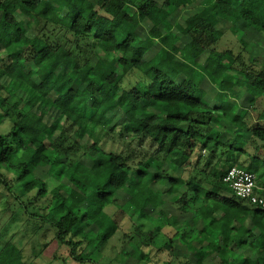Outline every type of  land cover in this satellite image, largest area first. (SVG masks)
Here are the masks:
<instances>
[{
    "label": "clouds",
    "instance_id": "9594fccd",
    "mask_svg": "<svg viewBox=\"0 0 264 264\" xmlns=\"http://www.w3.org/2000/svg\"><path fill=\"white\" fill-rule=\"evenodd\" d=\"M142 4L149 6L143 13ZM252 6L251 0H232L226 11L216 6V0H0V64L13 66L11 75L0 67V137L24 125L27 141L34 138L39 143L42 139L56 150L58 158L66 157L68 165H79V184L75 180L69 183L52 179L56 175L52 167L44 170L39 179L48 185L51 196L71 199L80 213L88 212L91 222L85 223H96L108 190L114 192L108 206L126 209L129 199L125 190L142 187L146 173L151 176L161 172V178L151 185L156 195L143 206L154 223L133 219L139 231H129V239L136 246L150 245L154 249L166 244L167 238L155 229L173 219L177 229L190 234L197 227L198 209L208 203L204 194L216 200L230 199L250 209L257 203L264 208V176L242 183L245 169L253 164L252 156L259 153L264 160V131L254 132V121L244 117L246 112L264 109V32L248 27ZM8 12L12 13L11 21L5 20ZM241 35L243 43L234 46L230 38L239 39ZM45 40L55 46L49 61L51 83L45 80L47 86L34 90L33 86L40 85L44 78L32 59L33 49ZM10 49L21 55L10 54ZM18 76L24 77L26 88L12 86L21 83ZM161 78L165 84L174 82V91L189 103L238 115L237 124L224 130L229 136L215 138L232 144L234 149L245 150L246 155H233L226 146L215 150L209 147L201 154L197 145V151L188 156L183 142L169 152L173 145L163 137V150L157 152L161 143L157 140L152 144L153 134L159 131L155 125L164 120L137 117L135 109L155 111L144 101L151 98ZM90 84L93 88L101 87L102 94H97L102 102L100 108L89 104ZM69 85L81 91L80 99L72 107L65 103L68 97L62 95ZM45 95L56 103L41 108ZM86 106L89 112L84 111ZM91 112H97L94 119L101 126L96 128L95 136H81L80 121L88 119ZM142 137H146L145 146L138 147ZM110 153L113 158L105 161L104 166L115 174V166L123 164V186L113 188L97 179L96 187L88 190L86 177L99 178L98 157L102 160ZM153 160L162 161V167H152ZM227 161L239 164L230 165ZM140 168L145 171H138ZM32 196L35 190L21 199L27 203ZM28 211L36 209L25 210L17 202L10 205L6 200L0 201V214L6 213L0 218V264H46L56 254L57 247L49 243L45 233L49 225L37 217L30 219ZM141 224L145 227L140 228ZM236 227L239 228L238 223ZM96 232L99 233L98 226ZM172 239L174 243L166 249L167 260L171 264H190L193 252L186 243L187 236L184 240L175 236ZM244 239L247 246L242 247L239 237H234L226 225L218 250L210 248L202 264H218L221 253L230 250L242 258L239 264H246L243 258H253L254 251V259L264 262V229L253 227ZM63 240L68 242L64 245L68 248L82 240V236L73 235L69 229L63 233ZM86 243L77 245L78 254ZM127 243L126 240L125 246ZM196 248L200 250L198 245ZM93 259L96 264H116L115 258L105 253ZM229 264H237L234 257Z\"/></svg>",
    "mask_w": 264,
    "mask_h": 264
},
{
    "label": "trees",
    "instance_id": "16d2710c",
    "mask_svg": "<svg viewBox=\"0 0 264 264\" xmlns=\"http://www.w3.org/2000/svg\"><path fill=\"white\" fill-rule=\"evenodd\" d=\"M216 6L219 7L221 11H226L231 8L232 0H216ZM148 7L147 4H142L140 6L141 12L143 13ZM251 13L252 15L248 17L250 21L248 26L264 30V27H260L257 22V18L262 12L253 5ZM126 15L127 14H125V16ZM11 19L12 13H5V20L11 21ZM17 31L19 32L20 29L18 28ZM224 31L221 30V34H223ZM9 51L10 54L17 56L21 55L20 53L12 51V49ZM45 51L51 53V60L54 56L55 46L45 40L38 43L33 49L35 55L32 59H34L39 65L40 72L44 78L41 80L40 85L33 86L34 90L39 87L47 86L45 85V80H48V83H51V80L48 78L52 76V66L42 56ZM0 67H3L4 72L9 75L13 72V66L10 63L6 66L0 64ZM30 73L31 70H29V74ZM17 79H19L21 83L19 85L13 84L12 86H19L22 89L27 87L24 83L23 76H18ZM89 79L91 80L92 77L89 76ZM161 86H163V90H161ZM89 88L92 90V99L89 101V104L95 108H100L102 102L99 100L97 94H102L101 87L93 88L90 84ZM175 89L176 85L174 82L171 84H165L162 78L158 79L156 90L153 92L151 98L144 101L150 107L154 108L155 111L148 112L147 109H135V115L137 117L143 115L147 120H164V123L155 125L159 131L153 134L152 144H155L157 140L161 143V148H158L157 152L163 150V139H161V137H163L173 145V147L168 149L169 152L174 150L175 144L183 142L186 145L185 155L188 156H191L193 152L197 151V145H199V151L201 154L202 151L209 147L215 150L218 147L222 148L226 146L233 152V155L240 154L241 158H243V155H246L245 150L240 148L234 149L232 144L226 142L221 143L220 140L215 138L219 136H229V132L224 130L237 124L235 117H238V115H234L231 112H226L223 109L216 107L209 109L202 107L199 104L189 103L183 99L178 92L174 91ZM70 93L71 96H69ZM62 95L68 97V100L65 101V103L68 104V107H72L73 103L80 99L81 91L77 86L69 85L64 89ZM52 103H56V101H49L45 95L41 100V108L46 106L50 107ZM84 111L89 112L90 110L86 106ZM190 113H196V115L190 116ZM5 115H7V113H5ZM248 115V112L244 113L245 118ZM96 116L97 112H91L88 119L80 121V126L83 128V132L80 133L81 136L93 137L96 135V128L101 126L100 122L94 119ZM262 122L264 123V110L258 114L257 123L252 125V130L257 134L264 131V124H260ZM73 123H76V121L74 120ZM2 126L3 121H0V129H2ZM144 126L147 127V125ZM109 131H112V128H109ZM25 136L26 126L21 125L18 128H15L14 131L8 132L6 136L0 137V190L5 191L7 203L10 204V200H13V202L19 203L20 207L25 210L35 208L36 211H28L27 214L30 218L37 217L44 223L52 225V227L56 229L55 241L58 245L64 247L65 243H68L63 240V233L67 232L69 229L73 231V235H81L82 240L77 241L76 244L68 247L69 257L74 263L88 264L89 261H92V264H96L93 256L98 250H102L103 247L105 248L111 240L119 234L120 231L117 229H121L120 220L127 218L132 223V229L137 232L139 231V229L135 228L133 219L136 217L143 218V212L140 214L138 212V207L142 206L144 211H147L143 206L151 197L156 195L152 192L151 185L153 180L161 178V172H155L151 176H148L146 173L145 178L142 181V187L126 189L124 195L129 199V206L126 209L121 206H112L116 208V213L113 214L108 211V209L111 208L108 206V202L111 201L114 192L108 190L107 200L96 223H85L86 220L91 222V217L88 212L85 211L80 213L78 208L72 206L71 199L65 200L61 197L51 196L50 202L48 185L41 182L39 179V177L43 175L44 170L52 167L56 170V175L53 176L52 179L59 178L60 181H67L69 183L75 180V182L79 184L80 180L76 178V169L79 165L76 163L68 165L66 157L58 158L56 150L51 149L49 145L42 141V139L39 143H36L34 138L31 141H27ZM9 137L12 139L9 140ZM145 139L146 137L141 138L138 147L145 146ZM33 143H36L35 148L32 147ZM147 146L150 147L152 145ZM112 158L111 153L108 156H104L102 160L98 157L97 166L100 169V175L99 178L95 176L86 177L88 190L96 187L97 179H99V182L104 185L111 184L113 188L123 186L121 181L122 170L124 167L123 164H117L115 166V174H113L110 167L104 166V162L110 161ZM200 158L201 156H198L197 160L199 161ZM252 160L253 164H249L245 171L255 174L257 178L264 176V160H262L261 155L259 153L254 154ZM227 163L230 165L239 164L238 161H227ZM151 164L152 167L159 168L162 167L163 162L153 160L151 161ZM239 166L243 167V165ZM138 171H145V169L140 168ZM169 179L173 180L174 178ZM63 186L67 188L68 184L65 183ZM17 188L22 190V195L18 194L16 190ZM33 190H35V196L31 197V199L25 203L21 197L28 196ZM147 190H149L148 193H146ZM55 191L56 189L54 188L53 192ZM159 195L163 194L160 193ZM204 195L205 198H207L208 203L198 209L195 215V223L197 224V227L195 230L191 231L190 234L177 229L175 227L176 220L169 224L158 226L155 229L156 233L159 234L167 227H173L176 230L173 236L180 240H184L185 236H187L186 243L192 246L193 252L190 264H202L203 258L210 248L212 250H218L226 225L230 226L234 237H239L242 247L247 246L244 239L245 233L251 232L253 227L264 229V208L257 205L250 209L248 205H237L231 202L230 199L216 200L215 197H207V194ZM96 196H100V192H96ZM48 197V213L47 215H43L41 214L42 212H40L42 209L37 207L36 204L37 202L46 200ZM61 213H64L65 215H60ZM57 216L60 217L59 220L56 219ZM201 222L204 223L205 228H199ZM152 223L154 222L149 218L148 224L151 225ZM237 223L239 224V228L236 227ZM245 224L250 225V227H244ZM65 225H67V227H65ZM94 226L99 227L98 234L96 230L93 229ZM139 227L142 228V226ZM149 236L151 237L152 234L149 233ZM173 236L167 241L165 246L166 249L174 243L172 239ZM123 239L128 241L127 245L132 243L129 239V235L125 234ZM132 239H134V237ZM85 241H87V243L78 254L76 250L77 245L82 244ZM101 245H103V247H101ZM197 245L199 246V251L196 248ZM165 247L159 250V252L164 251ZM143 248L150 249L151 246H138V249L142 251L141 254L143 255V258L151 261L150 254L148 253L145 256ZM256 255L257 253L254 251L253 258L243 259L246 264H264V262L256 261L254 259ZM232 257H234L237 264H239L242 259L239 255H236L230 250L227 253H221V258L218 261V264H229V259ZM63 263H65V260H63ZM165 264H171V261L166 262Z\"/></svg>",
    "mask_w": 264,
    "mask_h": 264
},
{
    "label": "rangeland",
    "instance_id": "374dc122",
    "mask_svg": "<svg viewBox=\"0 0 264 264\" xmlns=\"http://www.w3.org/2000/svg\"><path fill=\"white\" fill-rule=\"evenodd\" d=\"M228 3V2H227ZM252 5H254L255 7H257L258 10H260L262 13H260V15L257 18V22L259 23L260 27H264V0H251ZM249 28L257 31V32H264L263 29L261 28H255L253 26H248ZM223 30V29H222ZM224 31V30H223ZM231 42H234V46L237 44H242L244 41V37L243 35H241L239 37V39H237L235 36L230 38ZM43 58L49 63L50 58H51V53L49 51H45L42 54ZM31 104V101H30ZM264 109H261L259 111H250L248 112L249 115L246 117L247 119L253 120L254 123H257V117L258 114L260 112H262ZM232 117V116H231ZM236 121H238V117H235ZM218 120V119H217ZM237 123V122H236ZM252 124V125H253ZM260 124H264L263 122ZM2 130V129H0ZM203 153V151H202ZM54 189V188H53ZM18 194L22 195V190L21 189H16ZM149 190L146 191V193H148ZM27 197V196H25ZM33 197V196H32ZM50 197V202H51V195H49ZM49 197L46 200H42L40 202H37L36 206L40 207V209H42L40 212H42L41 214L43 215H47L48 211H47V207L49 206ZM31 199V198H30ZM7 200L5 191L0 190V201H4ZM9 201V200H8ZM29 201V199H28ZM13 203V200H10V205ZM142 206L138 207V212L141 214L142 212V216L143 218L140 217H136V220H140V219H146L147 223H148V219L149 217L147 216V211H142ZM108 211L113 214L116 213V208L115 207H111L108 209ZM4 214H0V218L3 217ZM250 215V214H249ZM30 218V217H29ZM11 219V217H10ZM31 219V218H30ZM175 219H173L170 222H173ZM120 227L121 229H123V231L119 232L118 235H116L113 240H111V242L102 250H98L97 253L94 256H99L101 253H105L106 255H110L113 256L116 260V264H165L166 262H170L169 260H167L166 258V244H164L163 246H157L156 248L152 249H146L143 248V253L146 256V254H150L151 257V261L146 258H143V255L141 254V250L138 249V246L134 245L133 243L124 246L125 244V239H123L124 235H129V231L133 230L132 229V223L131 221H129L127 218H125L124 220H120ZM175 223V222H174ZM49 226L47 228H45V233H47V236L49 238V243L53 244L57 247V252L55 255L52 256V258L50 260H47L46 264H53V261H56L59 259L60 264H76L74 263V261L72 259H70L69 257V250L66 247L60 246L58 245V243L55 241V236H56V229L52 227V225L48 224ZM140 226L145 227V224H141ZM96 226L93 227L94 230H96ZM199 228H205V225L203 222H201L199 224ZM175 229L173 227H167L166 229H164L162 231V233L164 234V237L167 238V241L169 240V238H171L174 234H175ZM157 244H159V241H156ZM48 245H45V248H47ZM165 247V250L162 252H159V250L163 249ZM63 260H65V263H63ZM108 264H111V261H108Z\"/></svg>",
    "mask_w": 264,
    "mask_h": 264
},
{
    "label": "built area",
    "instance_id": "2783aa9c",
    "mask_svg": "<svg viewBox=\"0 0 264 264\" xmlns=\"http://www.w3.org/2000/svg\"><path fill=\"white\" fill-rule=\"evenodd\" d=\"M229 171L231 172V168L229 169ZM245 180L242 182L244 184H248L250 182H255V180L257 179L256 175L253 173H250L248 171H245ZM237 187H239V184L237 185ZM257 205L259 206V203H257Z\"/></svg>",
    "mask_w": 264,
    "mask_h": 264
}]
</instances>
